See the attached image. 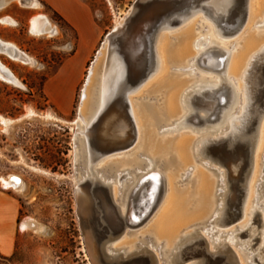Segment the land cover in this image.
<instances>
[{
    "label": "rangeland",
    "instance_id": "obj_1",
    "mask_svg": "<svg viewBox=\"0 0 264 264\" xmlns=\"http://www.w3.org/2000/svg\"><path fill=\"white\" fill-rule=\"evenodd\" d=\"M31 1L0 0V38L14 43L32 58L30 61L24 62L0 51V62L8 70L4 72L19 82L16 85L0 77V190L9 196L15 213L13 242L8 253L0 255V264H94L86 248L77 213V180L79 178L81 181L86 175L91 176L92 171L101 167L111 158L138 154L151 129L142 127L140 136L138 135L136 139L133 135L126 136L129 140L122 147L112 143L111 138L102 139L106 121L107 119L109 121V117L113 114L110 105L108 110L103 111L102 118L96 126V144L101 148L108 149L109 152L95 162L92 168H88L86 165L88 161L86 135L80 131L84 130V123L81 122V128H78L76 121L90 67L108 33L115 28L118 19L133 6L135 0H36L38 2L36 6H32ZM82 5L87 7L91 22L87 20L88 18L82 11ZM262 6L260 16L253 19L250 24H246L243 30L236 35L222 37L216 34L212 39H217L219 43L231 49L232 53L234 51L237 53L236 51H240L250 33L254 31L258 32L260 36L264 35V24L262 23L264 4ZM40 15L49 19L53 29L52 33L37 35L31 32L32 19ZM7 18L13 22L3 21V19L8 20ZM79 20L83 21V25H79L77 28L75 24ZM213 25L212 21L200 12L176 29L164 31L162 38L166 39V35L168 36L167 42L170 44L168 47L171 49L183 39L181 34L183 35L192 27L197 35L208 37L211 32L209 26ZM199 46L193 49L194 53L204 47L202 44ZM165 56L167 59V54ZM167 64V68L159 69L158 66V70L148 79L146 85H142L130 95L134 109L139 103L154 109L166 108L168 96L172 92L168 83L175 79H189L188 84L186 83L183 87L184 89L191 82L198 81L203 77L216 79L219 76L216 71H205L201 67H197L199 74H196L192 73L190 69H178L179 64L173 65L169 62ZM190 65L192 63L187 64V66ZM192 66L194 67L195 64ZM101 69L100 66L98 76ZM184 83L185 81L182 84ZM92 88L91 96L96 98L100 93V85L94 84ZM219 98L221 96L218 93L211 91L209 95L202 94L200 103L195 106L201 108L200 114H203L202 106L213 103V109H217ZM182 109L183 112L190 111V105L183 106ZM217 112L218 110L208 112L205 116L209 120L204 125H195L188 121L186 124L181 123L182 126L177 129L168 128L176 124L177 117L173 118L162 126L160 125L156 134L160 138L169 136L173 138L174 142L182 135L193 136L195 140L200 134L213 128L211 126L216 124ZM3 119H8L10 122L5 124ZM76 146L80 150L78 161L75 160ZM221 152L220 149L216 154H221ZM141 157L142 161L146 163L145 157L139 155L140 159ZM263 159L261 156V164ZM192 160L184 168L182 165L174 166L175 170L162 163L161 159H158L156 163L165 174L172 171L178 176L174 182V188H177L178 195L183 197L190 194L189 211L172 246L183 235L196 229L199 233H203L204 227L209 223L210 216L203 220L193 218L196 210L194 204L196 198L195 180L199 168L213 173L217 180L221 179L218 172L223 170L222 172L226 174V167L216 161L212 165L206 166L204 160L198 159V156L193 155ZM233 162L234 159L231 156L228 163L232 164ZM190 166L193 169L184 178L185 171ZM215 167H218V170ZM101 172L106 176V171L101 170ZM12 174L21 179V184L16 187L4 183V179ZM130 175L122 177L127 188L130 185L128 183ZM106 177L109 181L114 178L111 175ZM260 185L261 200H264V176ZM151 186L152 184L147 189L148 193L151 192ZM226 186L220 180L215 189L216 205L219 204L218 213L221 212L223 206L224 190L227 191L228 202L231 203L235 196L234 188L228 189ZM135 197L134 199H136ZM162 198L159 201L161 203L156 206L158 208L152 212L153 214L151 213L142 224L129 229L130 233L116 244L120 242L122 245L125 240V243H128L129 240H137L136 233H142L140 239L148 235L144 240L148 241L149 237H153L152 241L158 245L154 228L163 204ZM105 212L111 218L115 217L110 205L105 207ZM134 214L132 209L130 217L136 218ZM30 220H33L40 228L38 229V226L37 228L24 227L25 221ZM114 220L116 221V218ZM238 221L240 219L236 222ZM220 227L224 228V225ZM259 229H263L262 225L259 226ZM209 240L211 246L214 241ZM167 246L168 243L164 240L159 249L165 250ZM231 246L236 252L238 250L242 255L247 256L246 252L248 251L241 250L238 243L235 247ZM159 249H155V251L158 252Z\"/></svg>",
    "mask_w": 264,
    "mask_h": 264
},
{
    "label": "bare ground",
    "instance_id": "obj_2",
    "mask_svg": "<svg viewBox=\"0 0 264 264\" xmlns=\"http://www.w3.org/2000/svg\"><path fill=\"white\" fill-rule=\"evenodd\" d=\"M261 3L264 4V0H249V13L245 25L250 24L253 19L260 16L262 6ZM31 5L36 6L38 5V2L36 0H32ZM131 10L132 7H130V9L125 12L124 16L118 19L115 24V28L112 31L122 26L128 15L130 14ZM198 13H200V11L196 14ZM7 19L8 20L3 19V21L9 23L13 22L9 18ZM185 22H183L181 25H183ZM212 23L214 25L212 27L209 26L211 32L208 37L197 35L194 31L195 29L192 27L190 30L186 32L184 31L185 33L183 35L181 34V38L183 39L177 45H175L174 48L171 49H169L168 47V45L170 46V44L167 42L168 36L166 35V39L162 38V32L158 36L156 43L159 61L154 72L158 70V66L159 69L162 67L167 68V63L169 62V64L173 65L179 64L180 66H178L177 68L180 70L190 69L192 73L195 72L196 74H199L197 71L198 66L196 63L198 60H200V58L203 60L208 57V65H212L217 59V55L215 54L205 56L204 54L202 55V53H204L208 49L213 51L221 49L226 52L227 61L224 70L216 71L219 74L216 79H209L208 77H203L198 81H190V85L186 86L184 89L183 87L186 85V83L188 84L189 79H175L172 82L170 81L168 83L169 89H172V92H170L168 96L166 108L154 109L152 107H148L139 103L137 108L134 109V106L131 103L130 95L134 91H137V89H139L142 85H146L148 79L153 76V72L145 82H143L141 85L134 88L133 90L127 92L129 111L131 113L132 119L125 118L127 107H124L121 102H117L113 106L111 105L112 107L110 109L111 111H113V114L109 117V121L108 119L106 121L102 132V139L107 140L108 138H111L112 143L114 142L119 147H122L129 140V138H127L126 136L131 137L134 134V131L136 132L137 138L138 135L140 136V131L142 127L151 129V131L147 133L146 142L143 143L144 146L141 148L138 154L126 157L119 156L117 158H111L107 162L103 163V165H101L100 167L103 171H106L107 174L109 172L112 174V172H114V169H116L118 172L117 177H114L116 180L112 178L110 181L115 180L113 182V193L115 198L118 194L120 195L119 192L121 191V189H124L123 194L126 201L124 205L121 206L122 212L126 210L127 201L130 198L131 194L132 196L135 195V191L144 181L148 180L149 186L152 184L150 189L151 192H147L148 194L146 195V197H153L154 190L156 189L158 184H164V194L162 198L163 204L161 206L160 213H158L154 228L155 238L158 241V245H153V238L150 240V242H146V239L144 240L145 237H143L141 241L142 245L140 247L135 245V242L124 243L122 245L117 246L118 248H115L114 250L109 249V251L113 254L120 252L127 254L131 251L146 249L149 247L153 248L154 250L159 249L161 248L165 240L168 243V246L165 250L159 249L164 264H196L192 260L191 262L185 261L183 263H176L170 261L172 253L176 252L178 247L180 246L181 238L175 243L174 246H172V244L180 233V229L182 228L183 222L185 221L184 218L189 211L190 206L188 205V202L190 201V194H187L183 197L178 195L177 188H174V182L176 180V177L178 176H176V174L172 171H170L169 174H165L161 169H159L156 163L158 159H161L162 163L171 166L173 170H175L176 167L174 166L182 165L183 168L187 166L193 161V155H195L198 156V159L204 160V164L206 166H210L215 163L214 161H216L221 166L225 167V165H223L221 162L217 161L210 155L207 149L208 144L211 140H215L224 136H231L232 138H234L238 135H241V133L244 131L250 119L249 109L252 105L248 87L249 68L251 67L254 59H256L257 56L261 53H264V35L260 36L258 32L254 31L248 35L244 44L241 46L240 51L237 50V53H234L235 51L233 50L234 52L232 53L231 49L219 43L217 39H212V37H215L216 34L222 37L225 36L221 32H219V29L216 27L213 21ZM262 23L264 24V20L262 21ZM30 30L34 34L41 35L45 33L50 34L52 33L53 29L50 26L49 19L44 15H40L32 19ZM107 36L99 49V53L96 55V58L90 67L89 75L81 97L82 100L80 104V112L76 123H78V128L81 126V122L84 123V130L80 131L85 135L87 128L92 124L93 121L96 120L98 115L101 113L102 109L106 107L107 100L111 96L112 92L115 90L116 84L120 79V77L117 75L120 74L121 68H118L116 66L118 63L117 61L113 62L112 68L110 70H107V62L109 59ZM200 44L204 45V47L199 52L194 53L193 49L200 47ZM0 51L9 54L10 57L14 59H19L24 62H28L32 59L30 55L20 50L14 43L4 41L1 38ZM160 54L162 55V57ZM166 54L168 56L167 59L165 58ZM191 63L192 65L195 64V66H187V64L189 65ZM100 66L102 69L100 75L98 76L97 74H99L98 69L100 68ZM4 71L8 70L4 68V66H2L0 62V77L16 85L19 84L16 78L8 76ZM205 71H207V69H205ZM110 76H112L113 78L110 79ZM235 77L237 79H233ZM183 81H185L184 84H182ZM222 83H227V85H229L231 100L229 106L223 110L218 120L215 121L216 124L211 126L213 128H209L210 131L206 130L208 132H203V134H200L195 140L193 136L182 135L177 138L175 142L173 141V138L169 136H166L164 138H160L157 136V128L160 125L162 126L168 120H173V118L177 117V120L175 119L176 124L168 128L177 129L178 127L182 126L181 123L183 124L186 115L189 113V111L183 112L182 107L190 105L188 100V92L190 90L193 89L196 91L203 88H215ZM94 84H97L98 86L100 85V93H98L96 98L91 96V91L93 89L92 86ZM9 122L10 120L3 119V123L8 124ZM86 148L88 151V161L86 165H88V168H92L94 163L92 164L93 156L91 155L89 150L88 140ZM251 148L252 166L250 173L247 175L244 181V190L241 196L242 202L240 205L239 216L237 217V219H225L224 213L225 207L227 205L225 197L223 202L221 201L223 204L221 212L218 213L219 204L216 205L217 200L215 199V189L216 187H218L220 180L223 181L225 185H227L226 187L228 189L231 188L229 183V177L234 176L236 174V171L238 170L237 165H231L229 168H225L226 174L225 172H222L223 170L218 172V174L220 173L219 175H221L220 180L215 179L213 173L207 172L206 170L199 168L195 180L196 198L194 204L196 210L193 214V218H195L196 220H203L210 216V219L208 221L209 223L207 226L204 227V232L201 234H203L208 240V245L211 250L217 251L219 248H224L226 246L232 248L231 245H234L235 247V245L238 243V247L241 250L248 251L246 252L247 256L242 255L237 249L236 250L238 253L235 251L238 254L239 260L242 264H263L264 254L262 253L264 252V200H261L262 195L259 192V186L261 187L260 184L262 183L264 176V111L260 118L259 126L257 132L255 133V137L252 140ZM79 152L80 150L76 146V161H78ZM139 155L145 157L146 163L142 161V157L141 159L139 158ZM103 156L104 155H102L101 157ZM261 156L263 159L262 164L260 161ZM101 157H99L95 162H97ZM206 158H208V160H206ZM218 167H215V169L218 170ZM83 168L85 167L83 166ZM191 169H193L192 166H190V168L185 171L184 178L186 177V175H188ZM93 174L94 173H92L91 176L86 175L85 177H93L96 173L94 175ZM128 174L131 175L128 180V183H130V185L127 188L126 184L123 182L124 180L122 179V177ZM98 175L102 178L104 177L101 171L98 173ZM100 177L95 178L100 179ZM77 181L79 184V178ZM4 183L8 186L10 185L16 187L17 185L21 184V179L18 176L12 174L9 175L7 179H4ZM224 193L226 194L227 191L224 190ZM143 199L144 198L142 197L141 200ZM257 211L260 212V224L263 227L262 230L259 229L258 225L254 223V216ZM212 217L213 219H211ZM239 219L240 221L236 222ZM221 225H224V228H221ZM37 226L38 225L33 220L25 221L24 223V227L37 228ZM39 228L40 227L38 226V229ZM192 232L195 233L199 231L198 229H196ZM258 234L260 238L259 241H261L258 243L261 244H255L254 241V238ZM207 237L214 241L211 246L210 240ZM124 248H126L127 250H125Z\"/></svg>",
    "mask_w": 264,
    "mask_h": 264
},
{
    "label": "water",
    "instance_id": "obj_3",
    "mask_svg": "<svg viewBox=\"0 0 264 264\" xmlns=\"http://www.w3.org/2000/svg\"><path fill=\"white\" fill-rule=\"evenodd\" d=\"M249 0H135L132 10L122 26L108 33V62L107 70L112 68L117 61V67L121 68L119 81L115 90L107 100L106 107L98 115L95 121L87 128L86 137L92 157V164L109 152L96 144V126L102 118V113L110 105L121 102L127 107L126 117L132 119L129 111L127 92L145 82L157 67L159 58L156 49L158 36L164 31H171L179 27L187 19L202 12V15L210 18L225 36H232L241 31L248 19ZM217 55L212 65L207 64V59L197 61V66L202 69L222 71L225 68L227 56L224 50H206L202 55ZM202 57V56H201ZM113 77L110 76V79ZM248 87L251 96L249 109L250 119L241 135L234 138L224 136L211 140L208 144L210 155L225 165L226 169L231 165H237L238 170L234 176L229 177L230 187L234 188L235 196L225 207V219H237L242 202L244 181L251 171L252 148L251 143L257 132L260 118L264 111V53L254 59L248 72ZM218 93L217 109L213 103L203 105V114L196 104L200 103V96L209 95L210 92ZM190 111L184 119L197 125L207 123L206 114L218 110L217 121L223 110L230 104V87L222 83L215 88H203L190 90ZM190 114V116H189ZM214 120V121H215ZM131 121V120H130ZM134 139L136 132L134 131ZM103 138V137H102ZM221 149V154H216ZM234 162L229 164L230 157ZM149 181H144L135 191L136 199L130 196L125 212L121 211L120 204L114 198L111 184L98 178L85 177L81 179L76 189L77 213L80 218L84 241L88 253L94 264H164L161 252L151 248L139 249L124 254H113L109 251V243L117 239L132 227L143 223L154 211L164 194V184L159 183L154 190L153 197L148 194ZM144 198L141 200V198ZM110 205L115 217L105 212V207ZM134 210L136 218L130 217ZM138 217V218H137ZM116 218V221L114 220ZM261 225L260 212L254 216V223ZM256 228V229H258ZM259 234L254 238L255 244L259 242ZM199 257V258H198ZM196 259V260H193ZM196 264H242L238 254L231 247L226 246L213 251L209 248L208 240L199 232H192L181 237L180 246L171 255L170 261L183 263L185 261Z\"/></svg>",
    "mask_w": 264,
    "mask_h": 264
},
{
    "label": "crops",
    "instance_id": "obj_4",
    "mask_svg": "<svg viewBox=\"0 0 264 264\" xmlns=\"http://www.w3.org/2000/svg\"><path fill=\"white\" fill-rule=\"evenodd\" d=\"M82 11L85 13L87 20L92 21L88 9L82 5ZM83 18V16H82ZM81 22V23H80ZM83 25V21L79 20L75 27ZM15 223L14 206L6 192L0 190V255L7 254L10 249L14 234L13 225Z\"/></svg>",
    "mask_w": 264,
    "mask_h": 264
},
{
    "label": "flooded vegetation",
    "instance_id": "obj_5",
    "mask_svg": "<svg viewBox=\"0 0 264 264\" xmlns=\"http://www.w3.org/2000/svg\"><path fill=\"white\" fill-rule=\"evenodd\" d=\"M123 157V156H122ZM125 157V156H124ZM102 169L99 167V168H97L96 170H94L93 171V173L95 174H93L94 176V178L95 177H100L99 175H98V172L99 171H101ZM114 172H112V174L111 173H108V174H106V176H110V175H114V177H117V174H118V172H117V170L116 169H114L113 170ZM105 175H104V179L102 178V177H100V179L102 180V181H104V182H106V183H110L111 184V189H112V193H113V182L115 181V180H113V181H109L108 179H106V178H108V177H106ZM124 189H121V191L119 192L120 193V195L118 194L117 195V197L115 198L116 200H117V202L120 204V208H121V206H122V203H125V197H124ZM113 196H114V193H113ZM123 200V201H122ZM126 208H127V206H126ZM122 209V208H121ZM122 211V210H121ZM125 212V211H124ZM130 232L129 231H127V232H124V234H122V236L120 235L119 237H118V239H115L114 241H112L111 243H109V246H110V249H115V248H118L117 246H119L120 245V242L118 243V244H116L118 241H120V239H122L125 235H127V234H129ZM140 234V235H139ZM132 235H134V234H132ZM136 235H137V240H135V239H133V240H129L128 242H135V245H137L138 247H140L141 246V241H142V239H139V238H141V236H142V233H136ZM145 238H147L148 237V235H145L144 236ZM144 238V239H145ZM153 237H149V239H148V241H146V242H150V240L152 239ZM117 240V241H116ZM123 242V241H122ZM121 242V243H122ZM126 242V241H125ZM124 242V243H125ZM153 245L154 246H156L155 245V242H153ZM130 247V246H129ZM129 247H127V248H129ZM149 248H151V247H149ZM159 248V247H158ZM125 250H127L126 248H124ZM148 249V248H147ZM151 249H153V248H151Z\"/></svg>",
    "mask_w": 264,
    "mask_h": 264
}]
</instances>
